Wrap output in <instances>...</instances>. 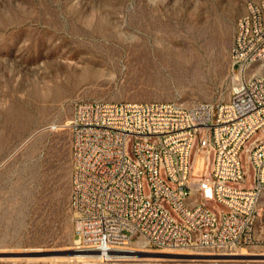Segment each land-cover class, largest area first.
Segmentation results:
<instances>
[{"label":"rangeland","instance_id":"1","mask_svg":"<svg viewBox=\"0 0 264 264\" xmlns=\"http://www.w3.org/2000/svg\"><path fill=\"white\" fill-rule=\"evenodd\" d=\"M250 1L261 0H0V264H264V195L244 254H78L64 127L86 100L226 101L242 77L230 48ZM255 74L264 61L245 73Z\"/></svg>","mask_w":264,"mask_h":264},{"label":"built area","instance_id":"2","mask_svg":"<svg viewBox=\"0 0 264 264\" xmlns=\"http://www.w3.org/2000/svg\"><path fill=\"white\" fill-rule=\"evenodd\" d=\"M230 59L242 77L222 103H76L70 206L83 249L234 254L258 243L264 195V0L239 16Z\"/></svg>","mask_w":264,"mask_h":264},{"label":"bare ground","instance_id":"3","mask_svg":"<svg viewBox=\"0 0 264 264\" xmlns=\"http://www.w3.org/2000/svg\"><path fill=\"white\" fill-rule=\"evenodd\" d=\"M76 244H79L81 242V239L79 237H77L75 239ZM78 254L83 255L85 258H92V257H102V258H108V257H116V258H136L138 256V254L134 253L136 251H138V249H142L144 251H148L147 249L144 248H134V247H129V248H125L122 250H117L111 253H108L107 255H102L99 252L96 251H92V250H86L81 248L80 246H78ZM160 253V252H159ZM165 253V252H164ZM167 253V252H166ZM188 253V252H187ZM245 252H238L237 254H244ZM166 255V254H165ZM198 255V254H197ZM205 255V254H204ZM109 259V258H108ZM114 259V258H113ZM149 259V258H148Z\"/></svg>","mask_w":264,"mask_h":264},{"label":"water","instance_id":"4","mask_svg":"<svg viewBox=\"0 0 264 264\" xmlns=\"http://www.w3.org/2000/svg\"><path fill=\"white\" fill-rule=\"evenodd\" d=\"M138 256L151 257V256H157V253L149 252V251H142L138 253Z\"/></svg>","mask_w":264,"mask_h":264},{"label":"crops","instance_id":"5","mask_svg":"<svg viewBox=\"0 0 264 264\" xmlns=\"http://www.w3.org/2000/svg\"><path fill=\"white\" fill-rule=\"evenodd\" d=\"M261 204H262V202H261Z\"/></svg>","mask_w":264,"mask_h":264}]
</instances>
